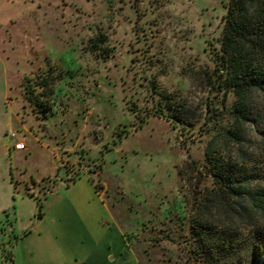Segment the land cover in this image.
<instances>
[{"label":"rangeland","instance_id":"obj_1","mask_svg":"<svg viewBox=\"0 0 264 264\" xmlns=\"http://www.w3.org/2000/svg\"><path fill=\"white\" fill-rule=\"evenodd\" d=\"M228 2L0 0V16L13 18L11 90L0 101V264H60L47 229H33L53 210L56 198L46 203L44 195L51 178L59 183L82 169L108 207L104 253L125 244L139 264H200L192 252L195 218L239 230L237 217L208 200L216 187L205 160L214 125L235 101L215 88ZM67 50L81 67L68 63ZM183 78L191 81L187 90L175 83ZM254 127L242 146L251 157ZM12 134L27 148L9 157L3 140ZM213 145L238 154L237 145ZM46 170V182L27 190L22 180Z\"/></svg>","mask_w":264,"mask_h":264},{"label":"trees","instance_id":"obj_2","mask_svg":"<svg viewBox=\"0 0 264 264\" xmlns=\"http://www.w3.org/2000/svg\"><path fill=\"white\" fill-rule=\"evenodd\" d=\"M220 53L215 88L235 101L223 112L222 124L214 125L217 138L206 150L216 187L208 200L222 203L241 226L233 231L195 218L193 258L200 264H264V0H229ZM250 123L258 149L253 157L242 152ZM218 140L239 146L238 154L213 151Z\"/></svg>","mask_w":264,"mask_h":264},{"label":"crops","instance_id":"obj_3","mask_svg":"<svg viewBox=\"0 0 264 264\" xmlns=\"http://www.w3.org/2000/svg\"><path fill=\"white\" fill-rule=\"evenodd\" d=\"M12 24V17L3 18L0 16V101L2 102L8 99L9 90H11V77L7 63L11 62L13 55V51L8 47L12 38L9 35ZM3 29L5 31H2ZM22 130L25 133L31 132L24 124ZM19 144H23L24 149H19ZM26 148L27 146L21 139L14 141L12 137H5L3 140V152L6 155L8 154L9 157L17 152L25 151ZM89 171L82 169L75 177L70 176V174H68L67 179L60 177L59 183L55 182V179L51 176L49 177L52 179L54 186L53 189L45 192V202L48 203L51 197H55V204L53 210L48 214L46 213L40 219V222L35 225L33 233L38 232L42 235V229H47V242L52 245V251L60 259V264H139L136 255L130 250L127 251L125 244L123 249L116 252H103L102 243L105 234L102 229V221L106 215L108 218H110V215L108 207L103 202V194L97 191ZM47 175V170L38 179L31 174V181L28 182L25 178L22 183L26 185L27 190L33 191L35 186L37 187L46 182ZM87 201L94 202V205L89 207ZM87 208L91 210L96 208L95 214ZM70 214L75 216L73 219H76V221L68 218ZM79 216L82 218V222H79ZM45 222H47V225H44ZM62 222L66 224V227L63 226L64 224L62 225ZM67 224L77 228V235H69L66 230ZM53 225H56L54 231L52 230ZM29 234L26 233L23 237L26 238ZM34 255L36 256V254Z\"/></svg>","mask_w":264,"mask_h":264},{"label":"clouds","instance_id":"obj_4","mask_svg":"<svg viewBox=\"0 0 264 264\" xmlns=\"http://www.w3.org/2000/svg\"><path fill=\"white\" fill-rule=\"evenodd\" d=\"M49 47L55 51L54 46L50 43ZM63 55L66 57L68 63L73 67V68H78L83 65V61L80 59L78 54H74L72 50H67L66 52L63 53ZM177 85L180 86L182 90H187L191 87V81L188 78H183V79H178L175 81ZM60 89L62 91H68L66 88H63V86H60Z\"/></svg>","mask_w":264,"mask_h":264},{"label":"built area","instance_id":"obj_5","mask_svg":"<svg viewBox=\"0 0 264 264\" xmlns=\"http://www.w3.org/2000/svg\"><path fill=\"white\" fill-rule=\"evenodd\" d=\"M14 136H15V134H12V138H14ZM18 148H19V149H24V145H23V144H19V145H18Z\"/></svg>","mask_w":264,"mask_h":264}]
</instances>
